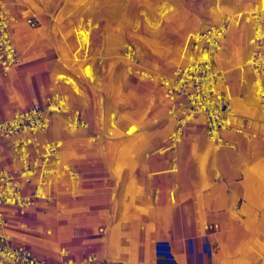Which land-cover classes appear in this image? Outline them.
Instances as JSON below:
<instances>
[{"label":"rangeland","instance_id":"1","mask_svg":"<svg viewBox=\"0 0 264 264\" xmlns=\"http://www.w3.org/2000/svg\"><path fill=\"white\" fill-rule=\"evenodd\" d=\"M220 3L222 6H233L236 13L241 12L245 14L249 12L248 9L252 8L255 4L259 5V0L61 1V5L57 7V14L53 15V18L56 22H61L62 25L67 28L63 40L72 46V54L67 50L66 57L69 58V61L66 62L67 66L65 67V71L57 72L52 79L44 80V101L47 100L49 94L51 95L54 91H58L63 95H69L68 104L70 109L80 111L84 118L89 122L91 131L88 135L84 134L85 141L87 143H94L90 144L94 147L85 149L78 145L76 152L72 151L70 147L74 149L75 143L78 141V143H80V139L83 135L81 132H75L70 135L69 133H71V131L67 130L65 122L61 116L53 117L47 136L49 138L56 137L58 132V134L61 133V128L68 131L66 132L65 141L60 140L63 145L61 153L66 160L78 163L75 165L80 171V180L83 182V186L87 187L103 183L111 184L104 169V161L101 159H89L101 157L110 164V167L107 165L108 170L111 171V168L113 171V168L119 163L120 153L117 152L113 158H110V155H108L103 147L108 141L104 139L94 142L93 133L100 132L108 135L109 132H113L114 135L110 134L112 137L125 134L128 126L135 124L134 121L126 119V115L134 112L138 106L137 102L139 98L143 97L140 105L144 118L148 120L147 124L151 125L149 130L159 131L164 127L165 119L168 116V108L167 103H165L162 110L158 109L161 102L160 95H165L164 89L160 84L161 80L165 77H170L175 69L181 65L183 48L189 41L194 30L218 25L222 23L224 19L228 18L225 16L222 20L215 21L214 12ZM29 14L32 15V12H29ZM17 18H19V16H17ZM193 21L196 23H193ZM240 22L242 23L244 21L240 20ZM18 23L20 24V21ZM192 24L193 26H191ZM201 24L208 25L200 27ZM82 25L84 28L92 29L89 52L85 54V52L81 50L82 52H79L77 56H74V53L78 50L77 41H79L76 33H79V28ZM232 28V30L239 31L236 26H232ZM227 37H231V33H228ZM15 39L18 43L19 39L16 35ZM127 44H134L137 47L140 67L143 71L149 73L154 78V81L141 80L129 74L127 70V62L124 58V49ZM224 44L225 46L222 52H227L228 57H230L229 48L230 46L234 47L235 44L227 38ZM23 47L26 48V45L23 44ZM19 53L21 60L23 54L20 49ZM45 58L52 62L56 60V58L51 55H47ZM177 58L180 60L179 62L177 61ZM218 61L219 63L221 62L219 56ZM221 64L222 63H220V65ZM89 65L94 70V76L92 79L87 78L83 73V68ZM224 71L227 73L228 81L225 85V89L232 99L235 111L240 115L246 116V114H243L240 111L238 101L235 100V91L232 81L230 80V72H228L226 68ZM63 76H71L77 80L81 89L80 95L73 94V92L70 91L71 89L64 84L65 80H60ZM247 80L248 82H251L250 71L247 74ZM66 88L70 89L69 92L63 91ZM36 89L37 86L35 85L33 90L36 91ZM252 89L249 88V84L244 85L242 92L243 96L246 97L247 92L250 95H254ZM119 92V96L122 97L123 100H117ZM151 97L155 105L149 104L148 99ZM85 100L87 101V104L84 103ZM44 103L38 101L40 106H43ZM20 104L25 108L27 107L28 102L26 99L22 98ZM34 104H36V102L31 106ZM111 113L116 114V128L119 129L111 128L112 123L114 122V118L111 120ZM10 116L11 115L9 114L5 118H0V120L7 119ZM131 116L133 120L137 119V116ZM56 121L60 123L57 122L56 124ZM201 123L202 121H200L198 129L200 128L199 131H202L204 134L203 141L208 142L205 127ZM173 129L174 128H171L161 135L163 138L158 140L155 148L147 149L146 151H144V149V153L141 157L147 159V154L152 155L155 152L157 153L163 150L167 146L168 137ZM261 132L262 135L256 140H244L242 137H234L235 142L238 143L236 151L223 148L217 152L218 154H222L223 152L228 151L234 157L240 158V152L244 147H247V142L257 141L260 144L261 147L251 149L250 153L254 156V161L251 164L245 159L241 162L240 169L241 172L245 174V176L242 175L243 179L242 177H238L235 182L230 184L235 187V185L239 186L242 183L243 194L241 187H238L239 193H237V190H232L231 192L230 188L226 189V187L214 185L212 181V173L214 171H217V174L213 177L216 183L223 184L227 182L226 175L224 172L220 171L219 168L213 169L208 173L207 183L205 184L202 180L201 168L198 166L199 179L196 181L194 180L193 182L197 185L196 194L198 195V201L195 202L196 211L198 212L202 210L206 213V216L200 220V223H202L204 227L206 224L210 225L211 223H217L219 225L218 232L221 233L220 235L222 236L223 233L226 234L225 238L220 236V239L217 240L222 247L221 255L225 258V264H235L237 258L242 256L249 259L248 264H254V256H250L253 254V245L257 240L264 239V131L261 130ZM191 133L192 126L185 131L183 141L178 146L177 150L179 149V151H181L182 147H184V145L186 146V138ZM141 136L142 133H138L135 137L128 138L131 139V141H137L139 139L138 142H140V139H142ZM90 137L92 138L91 140ZM143 151L133 153L129 155V159L124 160L123 163L125 165V170L129 168L130 162L134 165L136 164L139 157L138 154H142ZM163 152H165V150H163L162 153ZM71 156L73 157V160H70ZM154 157H157V155ZM83 162L86 163L87 167L79 165ZM178 167L180 170L178 169L173 175L182 180L184 173L181 172V162H179ZM187 183L188 182L185 181L183 187H186ZM172 189L173 188L168 192H163L161 189L163 198L167 196L170 200L169 193ZM77 190L71 194L73 198L79 193V184L77 185ZM181 190L182 185L178 183L177 192H180ZM58 196L60 199L63 197L62 194H58ZM114 199L118 201L116 192L112 195L111 203L114 202ZM177 204H181L179 199L178 201L176 200L174 206ZM188 204V202L187 204L183 203L184 206H187ZM231 205H236V208L232 210L230 208ZM103 206L105 205L95 203L93 207L88 208V216L96 214L101 221L108 220L111 217L110 213L104 209ZM61 208L62 213L60 218H57L52 213L46 214L47 223L52 225H46L42 232H34L35 226H32V224L28 225L31 234L27 235L25 233L22 234L14 231L12 232L14 241L20 244H28V246L33 247L36 251L44 255H52V252H55L53 257H49L52 264H57V252L61 246L70 247L78 257H81L84 253L92 251L98 253L96 247L90 244L91 242L89 240L96 237L94 234L98 232L100 226L106 227L105 223L97 224L94 231L83 229L76 225L72 228L71 232L73 238L70 237V240L61 243L62 240L68 239L70 225L78 222L79 219L81 221L82 219H85V212L77 204H71L70 202L66 203L62 200ZM162 210V213L159 215H169ZM38 211L41 210L38 209ZM216 212L218 213L216 221L212 219L208 220L207 214L214 216ZM221 212L225 213L220 214ZM44 216L45 215H40V218ZM58 219H60V222L62 223H59ZM56 222L60 225V228L57 226L55 227ZM48 230L54 232L52 236L47 235ZM110 234L111 230L109 229L104 240H102L104 244L108 240ZM34 236H42L43 240L53 239L54 241L56 240L58 244L48 249L46 248L47 253H44L42 250L40 251L36 249V247L43 249L41 244L42 239L40 240ZM263 255L264 253L259 257L256 264H259V260ZM133 260L136 264V259Z\"/></svg>","mask_w":264,"mask_h":264},{"label":"crops","instance_id":"2","mask_svg":"<svg viewBox=\"0 0 264 264\" xmlns=\"http://www.w3.org/2000/svg\"><path fill=\"white\" fill-rule=\"evenodd\" d=\"M61 1L62 0H0V2L5 4L16 17L19 16L18 19L20 24L16 27L13 25L12 35L16 47L18 50L20 49L23 54V62L20 65H17V67L11 71L9 75L4 76L0 69V118H5L9 114L11 115L9 118H11L16 112L29 109L34 102H36L34 105H39L38 101L46 103V100L44 101V80L52 79L55 73L66 70V62L69 61V58L66 57L67 50H69L72 54V46L63 40V36L67 31V28L63 26L61 22H56L53 18V15L57 14V7L61 5ZM29 12H32V15H30ZM31 17H36L38 20V24L35 27L29 25L27 22V20ZM246 24L249 26L250 33L248 32L245 35H242L239 31L232 30L231 37H227L228 40L235 44L234 47L230 46L229 48V55L231 58H237L240 56V52L242 48L247 45V41L249 44L253 31L252 26L248 23ZM15 35H20L18 36V43L15 39ZM76 36L77 39H79L77 33ZM21 37L26 38L25 42L20 41ZM77 42L78 50L74 53V56H77L79 52H82L80 42ZM23 44L26 45V48L23 47ZM250 54L251 47L249 44V53L244 55V58H246L247 61ZM47 55L54 56L56 60L53 62L46 60L45 57H47ZM251 84L254 93L252 74ZM35 85L37 86L36 91L33 90ZM69 90V88H66L63 91L69 92ZM22 98L26 99L28 102V105L25 108H23L20 104ZM139 99L143 100V97ZM167 102L168 112L171 104L168 100ZM84 103L87 104V101L85 100ZM196 118H201V124L205 127L204 117L198 116ZM57 122L58 121H56V124ZM192 122L187 126L186 130L192 126ZM48 132L49 131H47V133ZM66 132L68 131L64 129V132L58 135L56 134V137L54 138H49L46 133L42 135V138L47 140H56L61 143L60 140L66 139ZM81 134L83 136L80 139V143H78L79 141L76 142L74 149L70 147V149L74 152H76L78 145L85 149L94 147L90 145L94 143H90L89 139V143L85 141L84 134L86 133L81 132ZM231 134L232 133H229V136H226V138L231 143L235 144L236 149H226L232 151H236L238 148V143L235 142L234 137H242L244 140L253 139L234 134L232 136ZM160 138L163 137L158 136V138L144 151L155 148V145L158 143ZM142 142L143 140L139 143ZM246 145L247 147H244L243 149L244 155L242 157L241 153L240 158L234 157L228 151H225L222 154L217 153L219 155L218 168L226 175L227 182L223 184L216 183L213 177L217 174V171H214L212 173V181L215 186L226 187V189L230 188L231 192L232 190H237V193H239L238 187H241L243 194L242 183L239 186L235 185V187L230 184L235 182L238 177H242L243 179L242 175L245 176L240 169L243 159L247 160L249 164L254 161V156L250 153V141L247 142ZM220 150L218 149V152ZM144 151L142 154H138L139 157L135 165L132 164V162L129 163V168L123 171L121 178L115 177L111 168V171L108 170L107 165L110 167V164L108 161H105V159H102L101 157L89 159H101L104 161V169L106 171V175L111 181V184L103 183L85 187L82 184L83 182L80 180L78 182L80 188L79 193L73 198L71 195H68V193H71L75 188L71 190L67 189V181H61L53 189L55 195V200L53 202L49 203L46 201H37L35 206L30 209L31 211L29 210L25 215H21L18 212H15L14 209L8 208V231L11 237L13 238L12 232L14 231L22 234L25 233L27 235L31 234V230L28 228V225L31 224L32 226H35L36 229L43 230L48 224L43 222L39 223L40 214L42 213H52L57 218H60L62 213V200L66 203L70 202L71 204L79 205L85 212L84 218H87L89 214L88 208L93 207V205L97 203L105 205L103 208L110 213L111 217L108 220L103 221L88 222V220H85L71 224L68 239L62 240L61 243L70 240V237L73 236L71 234L72 228L76 225L83 229L94 231L97 224L105 223L106 227L100 226L98 228V232L94 234L96 237L90 239L89 241L91 242L90 244L94 245L98 250V253L95 251L92 252L103 255L114 262L120 264H133L129 261L136 259V264H224L225 258L221 255L222 247L216 240L219 236H221L220 232H218V229L208 230L197 219V211L195 208V202L198 201V195L196 194L197 185L193 182L194 180L196 181L199 179V168L197 162L203 155L200 144L195 141L192 142L190 135L186 138V146L184 145V147H182L179 153L180 158L178 159V164L179 162L182 164L181 172L184 173L182 180L174 177L173 172H169L171 168V159L175 156L173 153L167 151L162 153L159 151L157 153L155 152L156 154H147V159H144L141 157ZM227 152L230 153V159L226 156ZM155 155H157V157H154ZM63 159L80 173L75 165L78 163H73V161H68L65 158ZM70 160H73L72 156ZM3 165L9 170L17 168V165L12 163L9 156L4 159ZM11 165H15V168H10ZM79 165L87 167L84 162ZM190 168L192 170H190ZM185 181L191 182V186L187 188L183 187V183ZM176 182L182 185V190L180 192H176V200L178 201L179 199L182 202L179 205H175L177 207H174V209L171 210L172 208L168 197L166 196L163 198L162 195L163 199L157 203V200H154V193L155 190L159 188L162 189L163 192H168L171 188H173ZM114 192H116L118 196L116 211L113 210V203H111ZM58 194H62L63 197L60 199ZM187 194H189V197ZM187 202L190 205L183 207L184 205L182 203L187 204ZM172 203L175 204V202ZM38 209L41 211H38ZM160 209H163L162 211L168 213L169 215H159L162 213ZM113 213L115 214L114 217ZM224 213L225 212H221L220 214ZM217 216V212L214 216L207 214L208 220L212 219L216 221L218 218ZM111 219H114V221L112 220L113 222H111ZM58 220L59 223H62L60 222V219ZM113 223H119V226H114ZM112 224L114 227L112 234L113 232L115 233L114 237H116V243L118 246L116 249L111 245L108 247L106 246L107 243L104 244L102 242L107 234L108 226ZM102 228L105 229L104 234L99 232ZM53 233L54 232L52 230L47 231V235L49 236H52ZM221 237L225 238L226 234L223 233ZM12 241L15 245L30 248L39 257L46 259L49 262V257H53V254L55 253L52 252V255H44L36 251L33 247L28 246V244L16 243L14 238ZM262 241H264V239L257 240L253 245V254L250 256H254V264L257 263L259 257L264 253V242ZM64 247L69 249L71 255L77 260H80L87 254L92 253H84L81 257H78L70 247L61 246L57 252V263L61 260L60 250ZM263 259L264 255L260 258L259 264H263Z\"/></svg>","mask_w":264,"mask_h":264},{"label":"built area","instance_id":"3","mask_svg":"<svg viewBox=\"0 0 264 264\" xmlns=\"http://www.w3.org/2000/svg\"><path fill=\"white\" fill-rule=\"evenodd\" d=\"M252 26L249 41L251 54L246 67L253 76L254 95L264 113V6L238 16ZM18 18L0 2V69L4 76L20 64V53L12 35V27ZM35 27L36 17L27 20ZM233 20L227 18L218 25L194 30L182 51V63L170 77L161 80L165 98L171 106L168 115L176 121L175 129L168 137L165 152L175 153L182 143L187 126L198 116L205 120L207 139L219 150L236 149L226 138V133L249 138H259L264 131V121L239 115L233 107L232 99L225 89L227 73L219 66L217 54L224 48V41ZM78 35V33H77ZM80 46L86 53L89 40L78 35ZM127 70L141 80L154 81L139 64L138 49L127 44L124 49ZM54 116H61L68 131L90 133L89 122L78 110L69 107L68 99L56 91L47 97L44 106L34 105L27 110L16 112L11 118L0 120V264H52L39 257L26 246L15 245L8 231L7 209L25 215L37 201L53 202L54 187L67 181V189H74L80 181V173L61 155L62 145L56 140L43 139L50 128ZM114 122H117L114 119ZM113 125V124H112ZM114 128V127H112ZM136 131L130 127L128 135ZM108 135L94 132L95 142L108 139ZM9 156L17 165L9 170L3 165ZM178 170V160L171 159L170 171ZM172 202L176 191L170 193ZM155 190L154 200L157 199ZM208 230L218 229L217 224L207 225ZM101 234L105 229H100ZM61 260L57 264H120L95 252L80 260L75 259L69 249L60 250ZM264 264V259H263ZM122 264V263H121Z\"/></svg>","mask_w":264,"mask_h":264},{"label":"bare ground","instance_id":"4","mask_svg":"<svg viewBox=\"0 0 264 264\" xmlns=\"http://www.w3.org/2000/svg\"><path fill=\"white\" fill-rule=\"evenodd\" d=\"M262 5L264 6V0H259V5H256L255 4L252 8L248 9V11H251L252 9H254V8L258 7V6L261 7ZM214 13H215V15H214L215 21H220L225 16H227L228 18H230V19L233 20V23L230 25V28L228 30V33H231V30L233 29L232 26H236L238 28L239 32L242 35H245L248 32L250 33L249 26L246 24V22H242L241 23L239 21V19H238V16L241 15V14H243V13H241V12L236 13V10H235V8L233 6H222L221 3H220ZM226 19H224V21ZM18 22H19V20L14 24V27H16L17 24H19ZM193 23H196V22L193 21ZM206 25H208V24H201L200 27H205ZM191 26H193V24ZM91 30L92 29L84 28L83 25H82L79 28L78 35H80L81 37H83V39L85 41H88L89 40V36H91ZM18 36H20V35H18ZM227 36H228V34H227ZM25 39L26 38L21 37L20 41L21 42H25ZM224 43H225V41H224ZM224 46H225V44H224ZM222 50L217 54V61H218V56H219L220 57V61H221L220 63H222L221 64L222 67H221V65H220V63L218 61L219 66L222 69H223V66H224V70L226 68L228 70V72H230V80L232 81L233 88H234V91H235V94H234L235 95V100L238 101V106H239L240 111L243 114H246L247 117H250L251 116L250 118H252V119H256L258 121H264V113L262 112L261 107H260V104H259L258 100L255 98V96L252 95V94L250 95L248 92L246 93V97H244L243 94H242L244 85L249 84V88L252 89L251 82H248V80H247V74L249 72V69L246 67V63L248 61H247V59H244V55L248 54V52H249V44H248V41H247V45H245L242 48V50L240 52V56H238L237 58L231 59L230 57H228L227 52H222ZM177 61L179 62L180 60H178V58H177ZM181 61H182V57H181ZM22 62H23V59H21V63ZM14 69H12V71ZM93 72H94V70H93V68L90 65L89 66H85L83 68V73H84V75L87 78H91L92 79V77L94 76ZM61 79H64L65 80L64 84L71 89V91L73 92V94H75V95H80L81 94V89H80L79 84H78V82H77V80L75 78H73L71 76H63V77L60 78V80ZM119 94H120V92L118 93L117 100H123L122 97L119 96ZM64 96L66 98H68V100H69V95H64ZM160 96H161V102H160V104L158 106L159 107L158 109L159 110H162L164 104L167 103V105H168V102H167V100L165 98V95L164 96L163 95H160ZM149 99H148L149 104H154L155 105V103H153L154 101H153L152 97L149 98ZM141 101H142V99H139L138 106L136 107V109L134 110V112L129 113V114L126 115V119H129L131 121H134L135 124L129 125L128 128H127V130H126V132H125V134H123V135H119V136H116V137H112V135H114V134H113V132H110V134H112V135H110V137L108 139H106L108 142L103 145L105 151L108 153V155H110V158H113L116 155L117 152L120 153L119 163H118V165L115 168H113L114 174H115V176L117 178H121L123 171H125V165H124L123 162H124V160L129 159V155H131L133 153H136V152L143 151L144 149H146L147 147H149L150 144L158 138V136H161L163 133H166L171 128H174V124H176V121L174 120V118H172L171 116L168 115L166 117V119H165L166 121H165L164 127L161 130H159V131H150L149 130L150 129L149 127L151 125L150 124H147L148 123V120L146 118H144V114L142 113V108H141V105H140ZM124 102H125V100H124ZM232 104H233V102H232ZM233 107H234V105H233ZM234 110H235V108H234ZM131 115L137 116V119H134L133 120ZM110 116H111V120H113V118L115 119L116 114L115 113H111ZM241 116H243V115H241ZM200 121H202L201 118H194V120L192 122L193 123L192 124V134H190V139H192V142L195 141L196 143L200 144V148H201V151H202V154L203 155L201 156L200 160L197 162V165L200 166V168H201L202 180L206 184L207 183V179H208V173L211 172L213 169H217L218 168V160H219L218 156L219 155L217 154L218 148L215 145H213L210 142H203V136H204V134H203L202 131H199L200 128L198 129V125L200 124ZM112 124L113 125L111 126V128L114 127L112 129H119V128H116V126H117L116 125V122H113ZM130 127H132L133 130L136 131L132 135H128V133H127V131L130 130ZM60 128H61V126H60ZM60 132L61 133L64 132L62 128H61ZM74 133L75 132L71 131V133H69V134L72 135ZM138 133H142V136H141L142 139H140V140H143L142 143H139L138 142L139 139L137 141L136 140L135 141H133V140L131 141V139H129L130 137L131 138L135 137ZM231 135L233 136V134H231ZM226 136H229V133H226ZM91 139L92 138L90 137V140ZM64 141H65V139H64ZM61 143H62V141H61ZM250 145H251V149H257V147H261L260 144L257 141H250ZM163 150H161V152ZM179 153H180L179 149L176 150L175 153H174V155H175L174 157H176L177 160L179 158ZM241 153H242V157H243V155H244L243 149L241 150L240 154ZM61 155H62V153H61ZM229 155H230V153L227 152L226 153V156L228 158H229ZM10 168H15V165H11ZM187 169H188V167H187ZM190 170H191V168H190ZM190 183L191 182H188L186 184V188L189 187V186H191ZM177 189H178V182H176L174 184L172 191H176L177 192ZM76 190H77V186L75 187V189L71 193H68V194L71 195ZM172 191H170V193ZM187 191H189V190H187ZM162 194H163L162 193V190L159 188L158 189V196H157V199H156L157 202L161 201ZM169 196H170L169 198L171 200V201L169 200V203H170L171 208H172L171 210H173L174 207H177V206H174V204L172 203L171 195H169ZM187 196L189 197V194H187ZM117 202L118 201H116V199H114V202H113V208H114L113 210L114 211L117 210V205H118ZM175 202H176V200H175ZM235 206L236 205H231L230 208L233 210L234 208H236ZM183 207H185V206H183ZM183 212H184V210H183ZM186 213H187V211H186ZM40 215H45L44 217H41L40 218V222L41 223L43 222V223L48 224L47 223L46 214H43L42 213ZM114 216H115V214L113 213V217ZM205 216H206V213L204 211L200 210V211L197 212V219L199 220V222ZM180 219H178V220H180ZM85 220L86 221L88 220V222L101 221V219L99 218V216H97L96 214L89 215L87 218L82 219V221H85ZM112 220L114 221V219H111L110 221L113 222ZM79 221H81V220L79 219ZM113 224H114V226H119V223H113ZM113 224L108 226V231L110 229L111 230V234H110L108 240L106 241V243H107L106 246L109 247V245H111V246L115 247V249H116L118 246H117V243H116V237H114V234L115 233L113 232V234H112V230L114 228L113 227ZM50 225H52V224H50ZM56 226L60 228V225L57 222H56L55 227ZM206 226H207V224L205 225V227ZM218 228H219V225H218ZM42 231L43 230H41V229L38 230L35 227L34 232H42ZM34 237H37L40 240L42 239V236H34ZM218 239H220V236H219ZM218 239H216V240H218ZM41 244H42V248L43 249H41V248L39 249L37 247H36V249H38L40 251L42 250V252L47 253L46 252V248L48 249V248H50V247H52L54 245H57L58 242H56V240L54 241L53 239H47V240H43L42 239ZM44 249H45V251H44ZM129 262L134 263L135 261L134 260H130ZM248 263H249V259L247 257H245V256H242V257H240V258H238L236 260V263L235 264H248ZM224 264H225V262H224Z\"/></svg>","mask_w":264,"mask_h":264}]
</instances>
